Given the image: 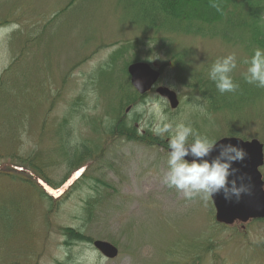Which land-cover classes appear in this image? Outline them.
Wrapping results in <instances>:
<instances>
[{"label": "rangeland", "instance_id": "rangeland-1", "mask_svg": "<svg viewBox=\"0 0 264 264\" xmlns=\"http://www.w3.org/2000/svg\"><path fill=\"white\" fill-rule=\"evenodd\" d=\"M134 1L0 0V264H264V219L216 224L210 199L166 187L168 150L152 131L163 116L212 139L264 145V88L242 76L264 31L251 38L247 13L231 37H204L195 30L206 24ZM255 8L264 16V0ZM233 52L239 89L220 94L208 71ZM134 62L160 70L143 95L130 82ZM156 86L177 93V110ZM119 117L158 143L111 135ZM84 146L80 160L71 157ZM260 171L264 181V164ZM45 178L59 188L52 197ZM78 232L89 241L66 243ZM95 240L117 255H101Z\"/></svg>", "mask_w": 264, "mask_h": 264}, {"label": "clouds", "instance_id": "clouds-1", "mask_svg": "<svg viewBox=\"0 0 264 264\" xmlns=\"http://www.w3.org/2000/svg\"><path fill=\"white\" fill-rule=\"evenodd\" d=\"M243 63L246 65L242 72L244 81L264 88V48H255ZM236 68L234 52L212 63L208 79L220 94L235 93L239 89V84L231 75ZM152 131L161 138L166 137L168 143L167 169L162 175V183L181 193L184 199L200 197L206 201L222 195L229 203H239L244 196L251 195L250 178L245 174L236 177L240 169L233 166L245 160L247 152L243 147L232 143L221 144L219 155L208 159L223 137L212 139L194 131L184 122H167L163 116ZM189 156L192 159H187ZM246 177L248 182L244 183ZM237 179L241 182L237 183Z\"/></svg>", "mask_w": 264, "mask_h": 264}, {"label": "trees", "instance_id": "trees-1", "mask_svg": "<svg viewBox=\"0 0 264 264\" xmlns=\"http://www.w3.org/2000/svg\"><path fill=\"white\" fill-rule=\"evenodd\" d=\"M147 1L148 0H135L133 2V5L138 3L139 6H142L143 8L148 7V9L150 10L154 9L156 12L161 13L164 18L166 17L168 19H179L180 21L195 20L200 25L206 24L207 29L205 30H202L201 26H198L196 28L195 32L197 34L202 33L203 31H207L209 35L216 34V32L214 31L215 28H213L212 30V27L210 26V24L214 23L216 20L220 21L222 25L228 28H221L218 30V33L226 35V38L231 37L234 33L232 29L234 28V26H236V23H239V26L246 24L243 16L247 13H250L254 20V23L252 25H247L251 26L252 28L249 31L251 38L253 39V33L255 29L257 30L260 28L261 31H264V16L259 14V9H253V5H258L260 0H155V8H151V1H149L148 4L146 3ZM227 5H229L228 8ZM245 6L247 9L245 8ZM146 11L147 9L143 10L145 14ZM237 17L239 18V20L236 19ZM262 42L263 40L261 41V43ZM180 70H182V68H180ZM209 97L212 102L211 107L216 109L218 107V102L213 100L214 97L212 96V93ZM221 100H224V98H221ZM109 133L111 135H114L115 137H123L127 140L132 141H142L145 144L149 145H155L156 143H158V138L155 137V135L151 134L149 131H144V134H141L137 131L133 124L126 122L125 118L123 117L118 118V120L115 122V125L110 128ZM162 140L163 141L159 144L167 148V139L163 138ZM81 147H83V145ZM85 149L86 146H84L82 150L81 148L77 147L75 152H71V157L74 156L75 158H73L75 160H80L82 157L81 155L83 154ZM73 158H71L70 160H72ZM44 180L48 185L53 186V184L47 178H45ZM44 193L46 194V197L49 196L46 192ZM72 240L89 241V239L80 232H78V234L74 237L69 234L66 243H69V241Z\"/></svg>", "mask_w": 264, "mask_h": 264}, {"label": "water", "instance_id": "water-1", "mask_svg": "<svg viewBox=\"0 0 264 264\" xmlns=\"http://www.w3.org/2000/svg\"><path fill=\"white\" fill-rule=\"evenodd\" d=\"M127 70L130 74L132 85L140 93L147 91L159 76L158 71L152 69L144 62H134L128 66ZM156 91L169 99L171 107L177 106L178 101L173 91L166 87H158ZM227 143L238 144L246 150L247 156L245 160L233 166L240 169V172L236 173V177L245 174L250 178L252 193L244 196L239 203H229L224 200L222 195L211 198L215 207V219L221 223L232 224L236 220L246 221L249 218L264 217L263 182L258 171V167L263 163V146L257 139L244 141L238 138H226L218 142L216 148L207 158L212 159L218 156L220 145ZM187 159L190 160L192 157L189 156ZM247 177L243 181L244 183L248 182ZM240 182L237 179V183ZM94 246L108 257H114L117 253V249L107 241L96 240Z\"/></svg>", "mask_w": 264, "mask_h": 264}, {"label": "bare ground", "instance_id": "bare-ground-1", "mask_svg": "<svg viewBox=\"0 0 264 264\" xmlns=\"http://www.w3.org/2000/svg\"><path fill=\"white\" fill-rule=\"evenodd\" d=\"M198 35H200V36H204V37H206L207 35L204 33V31L202 32V33H199ZM214 35H218L219 37H221L222 39H226V35H222V34H219V33H216V34H210V36H214ZM157 93V95H159L160 97H162V98H164L165 100H166V102L167 103H169V99L166 97V96H164V95H162V94H160V93H158V92H156ZM139 95H143V94H145V93H138ZM174 95H175V97H176V99H178V96H177V93L176 92H174ZM178 107H179V105L177 106V108L176 109H178ZM175 109V110H176ZM130 124H132V123H130ZM226 138H240V137H237V136H226V137H223V138H221L220 140H222V139H226ZM219 140V141H220ZM218 141V142H219Z\"/></svg>", "mask_w": 264, "mask_h": 264}]
</instances>
